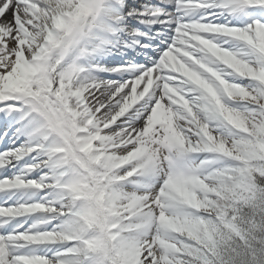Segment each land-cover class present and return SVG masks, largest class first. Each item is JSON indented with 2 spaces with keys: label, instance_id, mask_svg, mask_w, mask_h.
Wrapping results in <instances>:
<instances>
[{
  "label": "snow or ice",
  "instance_id": "6c2138e0",
  "mask_svg": "<svg viewBox=\"0 0 264 264\" xmlns=\"http://www.w3.org/2000/svg\"><path fill=\"white\" fill-rule=\"evenodd\" d=\"M0 145V264H264V0H0Z\"/></svg>",
  "mask_w": 264,
  "mask_h": 264
},
{
  "label": "bare ground",
  "instance_id": "6f19581e",
  "mask_svg": "<svg viewBox=\"0 0 264 264\" xmlns=\"http://www.w3.org/2000/svg\"><path fill=\"white\" fill-rule=\"evenodd\" d=\"M107 59H109V57H107ZM109 60H111V59H109ZM99 75H100V74H99ZM0 147H2V145H1ZM12 171L15 172V169H12ZM21 191H28V190H21ZM15 200H16V197L14 196V197L8 199V200H7V203H8V204H12L13 202H15ZM0 202H3V197H0ZM32 222H33V221H32L31 219L28 220V222L24 225V227L27 228L28 225L31 224ZM13 223H15V222H13ZM21 230H23V229H21Z\"/></svg>",
  "mask_w": 264,
  "mask_h": 264
}]
</instances>
